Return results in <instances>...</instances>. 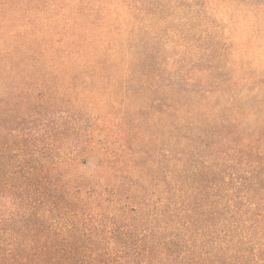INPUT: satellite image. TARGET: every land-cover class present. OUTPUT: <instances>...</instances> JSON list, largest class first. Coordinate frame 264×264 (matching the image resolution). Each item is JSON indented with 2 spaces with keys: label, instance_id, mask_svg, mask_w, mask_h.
<instances>
[{
  "label": "trees",
  "instance_id": "1",
  "mask_svg": "<svg viewBox=\"0 0 264 264\" xmlns=\"http://www.w3.org/2000/svg\"><path fill=\"white\" fill-rule=\"evenodd\" d=\"M176 1L0 0V264H264V100L236 102L264 80L228 72L232 16ZM109 90L135 111L94 126Z\"/></svg>",
  "mask_w": 264,
  "mask_h": 264
},
{
  "label": "rangeland",
  "instance_id": "2",
  "mask_svg": "<svg viewBox=\"0 0 264 264\" xmlns=\"http://www.w3.org/2000/svg\"><path fill=\"white\" fill-rule=\"evenodd\" d=\"M175 4L176 6L171 5L169 7L176 12V18H182L188 14L191 16L193 12H205L206 10L217 12L216 17L217 14H219L218 12L227 14L228 18L232 16L237 24L226 25L235 30L231 29L230 33L228 32L229 34L227 35L223 33L224 38H222L224 41L223 43H225L229 50L227 54V70L231 76L236 78L252 77L264 80V0H177ZM183 22H186V20ZM181 45H176V52L180 54L181 57H185L187 62L190 61L192 64L197 65L199 69L204 70L207 65H205L204 62H199L198 58L194 56L191 57L190 54L185 52V48ZM168 47L169 50L170 47L172 48L170 45H168ZM215 73L218 74V72ZM240 84L243 86L242 83ZM255 92L256 93L249 98H238L236 101L237 106L244 109L249 106H253L254 108L259 107L260 102L264 100V88H259L255 90ZM96 93L95 91L88 93L89 96L94 97L96 102L95 106L92 105L91 102H85L89 114L93 115L91 124H94V126L96 124L105 126L104 121L100 118L105 117L111 122H116V116L120 117L124 115L125 112L135 111V107L132 105H122L119 102L121 99H118L117 102L119 103L112 104V102L109 101V96H112V91L110 90L107 92V95L104 96ZM102 104L105 105V109L101 108ZM93 106L95 108L92 110ZM107 110H109L110 113H107ZM147 111L148 107L147 109L144 108L142 111L143 114L141 113L143 116L141 125L145 134L141 136V142L137 149L140 156L138 162L145 170L148 171L153 167L156 171L158 163L152 166L150 160L151 158H154L157 162L160 160L158 155L160 151V141L154 139L152 141L150 140L151 129L146 122ZM244 122L250 126L253 120L245 116ZM115 140L120 141L121 138L117 137ZM98 160L99 158L93 162V166H95L94 164H96ZM93 166H91V168ZM79 167L84 170L87 168L82 165ZM80 171L83 172L81 169Z\"/></svg>",
  "mask_w": 264,
  "mask_h": 264
}]
</instances>
